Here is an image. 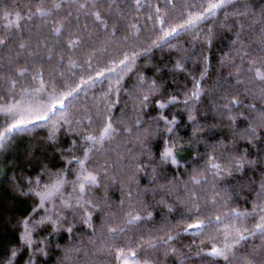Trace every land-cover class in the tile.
I'll return each instance as SVG.
<instances>
[{
	"label": "trees",
	"instance_id": "16d2710c",
	"mask_svg": "<svg viewBox=\"0 0 264 264\" xmlns=\"http://www.w3.org/2000/svg\"><path fill=\"white\" fill-rule=\"evenodd\" d=\"M219 2L0 0V264H264V0Z\"/></svg>",
	"mask_w": 264,
	"mask_h": 264
},
{
	"label": "snow or ice",
	"instance_id": "6c2138e0",
	"mask_svg": "<svg viewBox=\"0 0 264 264\" xmlns=\"http://www.w3.org/2000/svg\"><path fill=\"white\" fill-rule=\"evenodd\" d=\"M218 6H220V2H219V0H218V3H216V4H210L209 5V7L210 8H216V7H218ZM173 31H175V29H173ZM42 119V118H41ZM166 119V118H165ZM26 123H28V121H24V120H18L17 122H16V124L15 125H9V129H11V128H14V127H16L17 125H20V124H26ZM108 127H110V125H108V126H106V128H105V132L107 131V128ZM0 135H3L2 133H0ZM102 135H103V133H102ZM172 155H173V153H172V148L171 147H167V148H165V150H164V152L162 153V157L163 158H165V159H167V158H171L172 157ZM172 162L173 163H175L176 161H175V159L173 158L172 159ZM241 162L239 161V160H237L236 161V164L237 165H239ZM93 179H94V177H93ZM200 224H202V221H197L196 222V225H189V227L191 228V227H195V226H199ZM256 227H261V225H257ZM185 231L187 230V229H184ZM242 235V234H241ZM235 242H238V241H235ZM212 252L213 253H215V254H217V255H224V252L222 251V250H219V249H212ZM15 253H13V255H14Z\"/></svg>",
	"mask_w": 264,
	"mask_h": 264
}]
</instances>
